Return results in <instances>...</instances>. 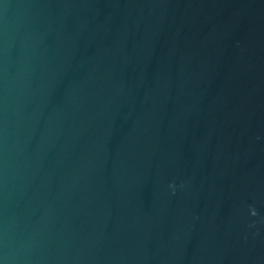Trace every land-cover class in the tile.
<instances>
[{"label":"water","instance_id":"obj_1","mask_svg":"<svg viewBox=\"0 0 264 264\" xmlns=\"http://www.w3.org/2000/svg\"><path fill=\"white\" fill-rule=\"evenodd\" d=\"M0 264H264V0H0Z\"/></svg>","mask_w":264,"mask_h":264}]
</instances>
